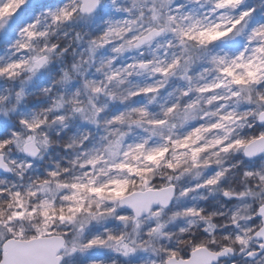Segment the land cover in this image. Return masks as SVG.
<instances>
[{"label": "clouds", "instance_id": "obj_1", "mask_svg": "<svg viewBox=\"0 0 264 264\" xmlns=\"http://www.w3.org/2000/svg\"><path fill=\"white\" fill-rule=\"evenodd\" d=\"M0 264H264V0H0Z\"/></svg>", "mask_w": 264, "mask_h": 264}, {"label": "snow or ice", "instance_id": "obj_2", "mask_svg": "<svg viewBox=\"0 0 264 264\" xmlns=\"http://www.w3.org/2000/svg\"><path fill=\"white\" fill-rule=\"evenodd\" d=\"M7 7H8V6H6L5 9H4L5 11H7Z\"/></svg>", "mask_w": 264, "mask_h": 264}]
</instances>
